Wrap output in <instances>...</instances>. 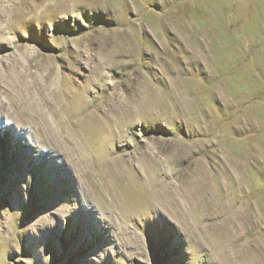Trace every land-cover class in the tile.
Here are the masks:
<instances>
[{
	"label": "rangeland",
	"instance_id": "374dc122",
	"mask_svg": "<svg viewBox=\"0 0 264 264\" xmlns=\"http://www.w3.org/2000/svg\"><path fill=\"white\" fill-rule=\"evenodd\" d=\"M0 101V264H264V0H0Z\"/></svg>",
	"mask_w": 264,
	"mask_h": 264
},
{
	"label": "bare ground",
	"instance_id": "6f19581e",
	"mask_svg": "<svg viewBox=\"0 0 264 264\" xmlns=\"http://www.w3.org/2000/svg\"><path fill=\"white\" fill-rule=\"evenodd\" d=\"M24 82V81H23ZM24 85V84H23ZM22 85V86H23ZM26 85V84H25ZM24 88H20L21 90H23L24 92H26V90H28V87L27 86H23ZM29 99H31V98H29ZM1 102V101H0ZM1 104V103H0ZM1 106V105H0Z\"/></svg>",
	"mask_w": 264,
	"mask_h": 264
}]
</instances>
